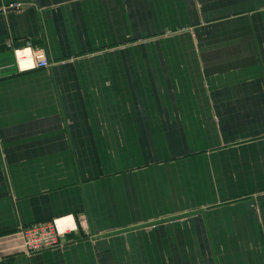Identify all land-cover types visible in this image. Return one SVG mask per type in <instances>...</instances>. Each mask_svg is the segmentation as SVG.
Returning <instances> with one entry per match:
<instances>
[{
    "label": "crops",
    "instance_id": "obj_1",
    "mask_svg": "<svg viewBox=\"0 0 264 264\" xmlns=\"http://www.w3.org/2000/svg\"><path fill=\"white\" fill-rule=\"evenodd\" d=\"M0 67V264H264V0H0Z\"/></svg>",
    "mask_w": 264,
    "mask_h": 264
},
{
    "label": "built area",
    "instance_id": "obj_2",
    "mask_svg": "<svg viewBox=\"0 0 264 264\" xmlns=\"http://www.w3.org/2000/svg\"><path fill=\"white\" fill-rule=\"evenodd\" d=\"M21 6L19 3H13L8 8L20 10ZM7 47L12 48L11 44H8ZM13 55L19 72L43 70L51 67L44 47L27 43L21 49H13ZM1 71L0 67V74ZM74 230L72 219L63 217L22 228L20 239L26 254L32 255L65 247L69 242L67 240L68 235L72 234Z\"/></svg>",
    "mask_w": 264,
    "mask_h": 264
},
{
    "label": "bare ground",
    "instance_id": "obj_3",
    "mask_svg": "<svg viewBox=\"0 0 264 264\" xmlns=\"http://www.w3.org/2000/svg\"><path fill=\"white\" fill-rule=\"evenodd\" d=\"M62 227V226H61Z\"/></svg>",
    "mask_w": 264,
    "mask_h": 264
}]
</instances>
